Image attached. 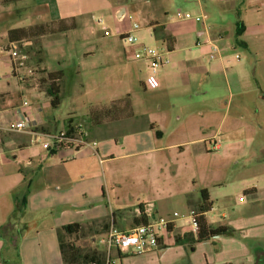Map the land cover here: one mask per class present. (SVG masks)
I'll use <instances>...</instances> for the list:
<instances>
[{"label": "rangeland", "instance_id": "374dc122", "mask_svg": "<svg viewBox=\"0 0 264 264\" xmlns=\"http://www.w3.org/2000/svg\"><path fill=\"white\" fill-rule=\"evenodd\" d=\"M212 1L213 7H209L208 4ZM232 1L237 0H230L223 5L219 0H210V2L202 0L206 13L203 16L212 20V25L217 22H223L227 26L231 23L234 25L235 13ZM193 2L194 0H21L18 3L0 5V10L2 9L0 12V41L6 40L7 28L34 22L35 19L30 18L32 12L40 14L39 21L70 16L75 18L76 28L71 31L46 34L17 46L19 51L27 53L25 65L18 71V76L20 80L28 84H36L38 89L44 91L47 70L42 65L43 62H36V55H41L43 61L46 58V64L50 68H54L57 61L61 62L60 68L64 71V77L63 84L62 81L60 82V92L63 86V94L61 92L60 104L50 109L55 120L48 121V125L55 130L54 134L57 132L59 135L64 131L58 132L62 120L72 113V119L77 121L72 124L74 130L85 131L90 124L84 117L85 114L89 112L91 106H98L90 105L89 107V104L108 103L110 98L122 89L117 84L126 83V88L132 94L138 92L141 95L142 93V88L133 76L137 69V62L141 59L132 57L133 45L129 44L120 34L132 24L137 23L140 29L134 33L136 43L159 49L163 53L165 51L166 54L167 51L161 48V39L151 34L150 25L154 24L152 23L154 21L159 23L167 20L179 21L176 24L182 23L183 19H179L176 13L189 12L194 15ZM14 4L24 9L18 12ZM121 8H124L125 13L118 18L117 12ZM244 8L245 4L240 10L243 11ZM243 20L245 24L252 27H249L245 33L242 31L239 35H234L232 30L229 31L228 36L223 40L225 51L221 52L226 62L225 71L218 72L204 82L203 90L207 91L204 99L213 103L218 102L219 99L223 111L226 109V113H223L226 115H223L222 135L225 134L224 130L229 120L237 116L239 112L249 114L254 124L262 125V129L256 130V135L252 139H245L236 133H249L250 129L248 126L243 127L242 122L234 119L233 124H238V128L224 135L227 145L235 148L244 146L248 149V153L245 156L229 159L226 178L219 185L212 187L213 209L207 215L213 224L227 220L230 214L237 210L243 211L250 208L239 184L241 179L251 177L254 172L247 170V165L253 169L252 165L256 164V185L264 186V177L258 178L259 175L264 174V148L260 150L258 148L264 145V6L247 12ZM184 22L198 24L193 19H187ZM241 22L243 23L242 20ZM235 38H238L239 42L235 41ZM192 40V50L189 49L188 44L183 43L176 47V53L182 57L184 53L196 54L195 49H198L200 45H195L194 35ZM240 42L246 45L243 46ZM83 50L93 52L84 62L78 57ZM193 57L196 58L195 55ZM91 61H97L100 64L103 62V64L100 68L89 70L88 73H82L79 76L73 73L77 64L82 63L85 67ZM4 70L1 65V78L7 74V78L11 79L9 69ZM131 71L134 73L132 74ZM145 71H147L146 78L150 79L153 74L150 68L148 67ZM119 80H121L120 83ZM114 86L116 89H111ZM253 88L256 89V105L247 92ZM16 90L12 89V98L15 101L17 100ZM22 91H24L23 88ZM241 94L242 97H239ZM23 98L27 101L31 100L28 92ZM105 132L107 133L106 128ZM111 133H108L111 134L109 137H98L100 141L113 142V138H117L116 141L119 142L120 138L129 134L120 126H117ZM93 135L92 138L97 137L95 132ZM44 143L47 146H43ZM29 145L28 151L33 159L32 165L28 168L30 171L25 172V176L19 175L17 178L19 183L15 187H13V177L0 178V206L8 207L11 204L9 211L7 209L5 213L4 224L2 228L0 227V236L6 233L4 238L7 239L10 235L13 240L10 246L6 245L1 250L0 255L5 264H62L55 238L56 228L64 226L67 222L83 221L89 214L98 213L102 209L107 214L106 216L87 221L84 223L87 225L84 230L76 236H69L67 240L78 246L82 252L96 251L105 264H194L204 262L206 251L213 252L208 244H201L195 249L188 245L173 244L147 254H128L119 260L116 257L118 254L116 249L108 250L104 241L101 242V240L105 239L111 226L121 230L135 226L132 223V217L137 212L130 209L113 210L115 204L110 193L112 188L106 177L113 171H123L124 167L131 163L141 164L140 161L145 155H122L111 162L106 159L103 164L98 163V158L94 157V163L90 164L91 158L89 157L77 156L76 160H71L70 152L73 153V150L69 148L67 149L70 152L58 150L51 153L53 139L49 135L33 137ZM117 146L115 152L120 155L125 150H120L119 147L122 145ZM254 149L256 159L249 154V151ZM61 157L66 158V163L60 164ZM25 160L27 159L20 162L24 163ZM106 164L110 165L111 171H106L104 168ZM119 175L118 177L123 179L121 187L117 188L116 192L122 196V199L129 200L127 194L131 191L129 188L132 187L133 179H126L123 174ZM100 185L107 193L108 203L106 205L101 201ZM84 191L86 194H83ZM240 196L245 197V201H239ZM261 207H264V197L259 198L254 205V211L264 215L260 211ZM167 208L170 210L165 215L167 218L180 219L182 217L180 207L168 205ZM174 210L178 213L177 217L173 215ZM112 213H114V222ZM258 220L264 222V219L256 217V224H260L257 223ZM1 222H3L2 218H0V224ZM256 227L260 231L264 225ZM188 229L192 230V227L189 226ZM173 232L171 238L179 234L176 231L177 234ZM236 239L239 238L236 237ZM112 256L116 259L114 263ZM257 263H264V249L258 250L254 264ZM0 264L3 262L0 261Z\"/></svg>", "mask_w": 264, "mask_h": 264}, {"label": "crops", "instance_id": "0c3cea01", "mask_svg": "<svg viewBox=\"0 0 264 264\" xmlns=\"http://www.w3.org/2000/svg\"><path fill=\"white\" fill-rule=\"evenodd\" d=\"M19 1L12 3H18ZM219 1L222 5L230 2V0ZM8 4L10 3L0 5ZM231 4L235 13L234 25L231 23L227 26L223 22H217L215 25H212V20L204 16L203 21H195L198 22L195 25L190 22H184L187 19H183L180 24H176L179 21L175 20H167L166 22L159 23L156 21L152 22L154 24L150 25V31H152L153 27H161L163 33L172 36L174 39L173 49L171 51H168L165 43L160 41L161 48L167 51L164 56L169 59V62L161 66L156 73L151 74L150 79H147L145 76L147 75L145 74L147 73L145 70L149 67L148 62L145 60H139L137 62L135 73L131 72L132 74L134 73L133 76H135L136 81L142 88L141 95L138 92L132 94L126 88V83L123 85L117 84L122 89L114 97H111L108 103L99 102L89 104V107L90 105H109L112 100L128 95L133 115L95 124L88 120L89 116L86 113L84 117L87 118V122L91 125L89 124L88 129H85V144L72 145L71 147L66 146L59 149L63 150V152L72 149L73 153L68 152H70V158L73 161L76 160L77 156L82 158L89 157L91 158L90 164L94 163V157L98 158V163L103 164L106 159L109 160L108 162H111L122 155H145L142 158L143 160L140 161L141 164L131 163L128 166L126 165L123 171H113L111 175L106 177V180L109 181V185L112 188L110 189V193L113 199H111L115 204L113 210L125 211L130 209L137 211V206L142 204L145 213L152 210L156 215L165 216L170 212L167 208L168 205L181 208L182 217L180 219H174L172 229L165 239L168 244L166 247L176 244L174 243V236L171 238L174 230L179 234L188 230L190 215L193 212L192 209H196L199 203L200 190L207 189L212 202L211 209H213L212 187L219 185L226 178L227 162L233 157L247 155L248 149L246 147L235 148L232 145H227L226 138H224L230 130L238 128V124H233L234 119L242 122L243 127L248 126L250 129L249 133H236L245 139H252L256 135V130L259 131L262 129V125L258 123L254 124V120L253 118H249V114L239 112L237 116H233L229 120L224 130L225 136L222 135L223 115H226L223 113H226V109L223 111L219 99L215 103L204 99L207 93L206 90H203V87H205L204 82L210 77L215 76L218 72L225 71L226 62L224 61V56L221 54L226 48L223 40L228 36L230 30L234 31V35H236L238 21L239 24L241 20L243 21V23L241 22L243 25L239 26L243 28L244 33L249 27H252L251 25L245 24L243 18L247 15V12L253 9L256 10L259 6H264V0H237L232 1ZM244 4L245 8L242 11L240 9ZM14 6L17 11L19 10L18 12L24 9V7L17 4H14ZM193 6L194 15L206 14L202 0H194ZM208 6L213 7V1ZM242 13L243 16H241ZM31 17L35 19L34 22L19 27H27L36 22H45L39 21L41 17L39 13L32 12ZM65 18L69 19L74 17L70 16ZM213 27L215 28L213 29ZM193 35L196 37L195 45H200L198 49H195L197 53L191 52L189 55L184 53L183 57L179 56L175 51L176 47L184 43L188 44L189 49L192 50ZM240 43L243 46L246 45L244 42ZM7 45L6 37L5 41H0V66L2 65L4 67V71L7 68L9 69L11 79L7 78V74H4V78L0 76V178L6 179L10 176L13 177V187H15L19 183V179L17 180L19 175L25 176V172L30 171L28 168L33 162L30 151H28L30 140L36 136H57V132L54 134L55 130H52L48 125V121L55 120L54 115L50 113L52 107L49 103V97L43 90L38 89L36 84H28L20 80L16 74L14 75L9 51L15 45L10 49H7ZM213 45L217 46L220 52L218 50L215 57L210 58L209 55L212 52ZM132 48L133 50L135 49L134 46ZM91 54H93L91 50H83L78 57L84 62ZM194 55L196 58L193 57ZM46 62L45 58L42 65L47 71L60 70L62 72L61 81L63 84L64 71L60 68L61 62L57 61L54 68H50ZM102 64L97 61H91L84 67L80 63V65L77 64L73 69V73L79 76L89 70L100 68ZM129 70L131 69L129 68ZM123 77L125 78V76ZM22 88L24 91H22ZM12 89H17L16 101L12 98ZM111 89H116V86ZM27 92L31 96V100L29 101L23 98ZM61 92L63 94V86L61 87ZM247 92H249L248 94L251 95L256 105V89H249ZM239 97H242V94ZM24 102L27 104H23ZM71 114L69 113L68 117L62 120V125L58 132L64 130L65 125L69 122L71 125L77 123L76 120L72 119ZM18 119H24L28 123V128L24 131H8L5 129L7 123ZM138 121L141 122L136 123ZM117 126L123 127L129 134L120 138L119 142L116 141L117 138H113V142L110 140L100 141L98 136H111V131L116 129ZM105 128L107 133L105 132ZM93 132L96 133L97 137L92 138ZM119 144L122 145L119 147L120 150H125L120 155L115 152ZM213 145L216 149L212 148ZM258 148L260 150L264 148V145ZM255 149L249 151V154L252 158L256 159ZM81 154L84 156H80ZM23 159L27 160L21 163L20 161ZM62 163H66V158L61 157L60 164ZM252 166H254L253 169L249 165L246 166L247 170L254 171L252 176L239 181L242 191L245 193L246 199L250 204V208L243 211L237 210L235 213L230 214L229 218H227L228 221H217L216 224H213L207 215L211 209L204 213L211 226H227L230 228V234L216 235L202 241H188L184 239L182 243H178L191 246L193 247L192 249H195L201 244H208L210 250H213V252L206 251L204 254V262L194 264H219L224 262H230L232 264H254L258 250L264 249V227L260 231L256 229V226L264 225L262 220H258L257 223L260 224H256V217L264 219V215L257 214L254 211L256 202L259 201V198L264 197V186L256 185V164ZM104 168L107 172L111 171L109 164H106ZM119 174H123L126 179H133L132 187L129 188L131 191L127 194L129 200L122 199V196L116 192V189L121 187L123 179L122 177H118L120 176ZM260 177H264V174L258 176L259 179ZM63 184L66 185L65 183ZM83 194H86V192L84 191ZM100 197L102 203L106 205L108 203L107 193L101 185ZM244 198L240 196L238 200L245 201ZM10 207L11 204L8 207L0 206V218L3 219L0 227L4 224L5 213L7 209L9 211ZM260 211L264 214V207H261ZM173 212L176 211L174 210ZM106 215L102 209L98 213L89 214L83 221L71 222L84 224L87 221ZM175 231L173 233H176ZM1 235L0 253L6 245L10 246L13 243L10 235L7 239L4 238L6 233ZM236 237L239 239H236ZM55 238L60 256L56 230ZM166 247L162 246L159 249L142 254L151 253ZM116 251L118 252L116 257L119 260L128 254H135ZM111 259L114 263L115 258L112 256ZM0 261L5 264L1 255Z\"/></svg>", "mask_w": 264, "mask_h": 264}, {"label": "trees", "instance_id": "16d2710c", "mask_svg": "<svg viewBox=\"0 0 264 264\" xmlns=\"http://www.w3.org/2000/svg\"><path fill=\"white\" fill-rule=\"evenodd\" d=\"M19 0H0V4L12 3ZM243 24L238 21V28L236 35H239L243 28L240 27ZM76 26L74 18H59L56 20H50L45 22H38L27 27H14L7 30V49H10L13 45L19 47L22 42L30 41L31 39L39 38L46 34H54L66 32L68 30L74 29ZM240 27V28H239ZM152 34L160 38L163 43H165L166 49L171 51L173 49L174 39L172 36L162 32L161 27H153ZM239 42V39L236 38ZM18 49V48H17ZM25 53V51L23 52ZM27 55V53H25ZM36 62L42 63L43 57L41 55H36ZM14 73V71H13ZM15 75V73H14ZM62 79V72L60 70L47 71L46 72V85L44 87V92L49 97V103L52 108L57 107L60 104L61 92H60V82ZM133 115L130 99L128 95L116 98L110 102L109 105H98L91 106L88 116L89 121L92 123H100L111 120H118L125 117H130ZM71 121V120H69ZM65 137H73L74 127L71 123L65 125ZM72 146V143L67 141H59L53 143V150L57 151L63 147ZM212 207V202L209 198L207 189H201L199 195V203L196 209L193 211V217L196 221V227L194 229H188L183 231L181 234L174 236V243H182L184 239L188 241H202L209 239L216 235H226L230 234V228L224 225L211 226L204 213L210 210ZM138 211L132 217V223L134 225L146 223L148 221L147 216L144 213V208L142 204L137 206ZM112 221L114 222V213H112ZM87 225L81 224L79 222L67 223L64 226L56 228V237L58 241L60 256L63 264H105L104 260L101 259L96 251L92 252H82V250L76 246L74 243L67 240L69 236L78 235ZM169 231L172 229L170 226ZM190 236V237H189ZM164 247L168 246L167 242L164 243ZM208 264V263H204ZM219 264H232L230 262H224ZM258 264V263H257Z\"/></svg>", "mask_w": 264, "mask_h": 264}, {"label": "built area", "instance_id": "2783aa9c", "mask_svg": "<svg viewBox=\"0 0 264 264\" xmlns=\"http://www.w3.org/2000/svg\"><path fill=\"white\" fill-rule=\"evenodd\" d=\"M176 16L179 19H194L198 22L203 21V15H191L189 12H177ZM139 29L140 26L137 23H134L127 30L121 33L120 36L135 47L132 53L133 58L147 61L151 72L156 73L161 66L169 62V59L165 57V53L159 49H154L150 46L136 43L134 33ZM216 53H218V48L213 45L212 52L209 57L214 58ZM9 55L12 62V69L18 76V71L25 65L27 55L19 51L16 46H13L10 49ZM23 104L27 103L24 102ZM27 128L28 123L24 119L10 121L5 126V129L8 131H24ZM85 136V131L74 130L73 137H65L64 131L57 136L51 137L53 139V143L59 141H69L72 145H81L86 142L84 139ZM43 146H47V144L44 143ZM213 148L216 149L214 145ZM145 215L148 218L146 223L137 224L129 229L121 230L111 226L105 239L101 240V242L104 241V245L108 250L115 248L122 253L131 252L135 254H142L159 249L166 242L165 239L170 232L168 228L174 224L175 218H167L166 216L156 215L152 212V210L147 211ZM173 215L177 217L178 213L173 212ZM189 226L192 227V229L196 227L193 212H191L190 215Z\"/></svg>", "mask_w": 264, "mask_h": 264}, {"label": "water", "instance_id": "95a60500", "mask_svg": "<svg viewBox=\"0 0 264 264\" xmlns=\"http://www.w3.org/2000/svg\"><path fill=\"white\" fill-rule=\"evenodd\" d=\"M124 14V8H121L118 12H117V17H121ZM259 264H264V263H259Z\"/></svg>", "mask_w": 264, "mask_h": 264}]
</instances>
